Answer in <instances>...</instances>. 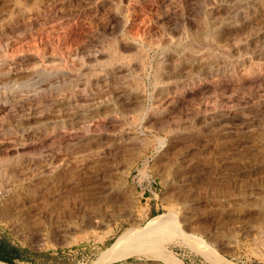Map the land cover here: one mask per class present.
<instances>
[{"label":"rangeland","instance_id":"obj_1","mask_svg":"<svg viewBox=\"0 0 264 264\" xmlns=\"http://www.w3.org/2000/svg\"><path fill=\"white\" fill-rule=\"evenodd\" d=\"M0 27L25 30L0 39L14 78L81 71L104 108L89 125L51 116L68 81L20 115L0 106V240L32 257L13 264H264V0H0ZM183 49L220 70L197 78ZM91 50L135 99L111 106L116 91L89 80L100 64L75 58ZM49 149L59 172L41 178ZM67 149L101 158L60 170Z\"/></svg>","mask_w":264,"mask_h":264},{"label":"bare ground","instance_id":"obj_2","mask_svg":"<svg viewBox=\"0 0 264 264\" xmlns=\"http://www.w3.org/2000/svg\"><path fill=\"white\" fill-rule=\"evenodd\" d=\"M253 9H256V8L255 7L254 8L252 7L250 10L248 9V11L246 12L247 16H252L255 13V11ZM239 13H240V11H239ZM16 32H17L18 35H20V34L25 33V30H18ZM16 32H13L12 34H9V32L7 33L4 28L0 27V39L7 40V45H8L9 43H11V41L13 39H15V35L14 34H16ZM181 41L178 40L177 42H175V44L177 43L176 44V47H181V45H182V42ZM263 44H264V41H262L261 44H258L259 45V48L256 49V50H258L259 52H261L262 50H264V48H262L264 46H261ZM255 47L257 48V46H255ZM189 49L188 50H185V51L183 49L182 57H179V62H181V63L187 62L191 66H193L194 68H197L198 67V75H196V77L198 76L202 80V79L207 78L208 76H210L212 74H217L218 73V70H220V69L218 67H216L215 64H212L211 62H209L207 60H203V59L201 60V58H198V56L196 54L198 51L196 53L195 52L193 53V50L191 49L192 50V55L191 56H187L186 55V52L189 51ZM91 51L88 52L87 55L82 56V57L76 55L75 58L79 61V64L81 65L82 68H84L85 66H87L88 63L91 64L92 61H93V63H97L98 65L100 64L98 62V61H100L99 60V57H100L99 54L97 52L96 53H93L94 51H92V52ZM162 59H164L162 61L163 68L166 70V67L167 66H171V63L172 62L169 61L167 58H165V56H163ZM114 61H116V60H114ZM108 62H110V61H108ZM112 62H113V60H111V64L110 63L100 64L101 72H95V71L93 73L90 72L91 73V76L90 77L88 76V77H89V80L96 81V83H102L105 87L109 88V91H112V92H115L116 91V95L113 98L114 99V103H113V105H111V106L115 107V109H116L119 105H124L125 103H128L132 99H135V98H132L134 95H131V93H126L124 91L125 90L124 88H123L124 90H122L119 87L120 84L119 85H115L116 83L114 82V80L116 79L117 73L114 72L115 71L114 68H111L109 66L115 65L117 63V61L114 64ZM5 65H6L5 63L0 62V83H1L0 84V106L2 108L5 107V109L8 110L9 113L18 115L19 112H20V110H22L20 108H23L26 105L27 102H30L31 103V101H32V103H33V100L35 101V98H40L41 95L43 97L47 96V99H48V97H50V96H53V95H56V94H60V92H62L61 88L64 86L63 85V81H68L69 83L70 82H74L73 84L76 83L74 85L76 89L74 91L73 98H71L72 100H69V101H65L64 100L62 102V105L63 106L61 107V109L59 111L57 110L59 113L58 112L57 113L55 112L56 113V115H55V113L53 112L51 116H56V118H61V119L63 117L65 120H69V121H71L73 123H77V124H80L81 123V125H82V123L85 124V125H89L88 123H90L89 121H90L91 118H93L95 116L104 115V112H103L104 111V108L101 107V106H99L97 103H95V101L93 99V96H92V93H90L89 88L85 85L86 83L84 84L85 86L82 87L83 86L82 85L83 83L81 81H82V78H83L82 76L83 75H81V71L78 73V75L75 74L74 76L71 75V74H68V73L61 74V73H58V72H49V73H46L45 74L44 71H43V73H44L43 76L44 77L41 76L42 75L41 74L42 73L41 72L42 71L41 69L40 70H37L36 72L33 71V72H35L38 75V77H40L39 78L40 81H38V83L36 82V84H34V87L33 88H32V85H30L31 86V89L30 88L29 89H26V87L28 88L30 86L29 85H25V81L23 82L22 79L20 80V79L14 78V76L16 74L22 72V69L20 70V72L19 71L16 72L15 70L17 68H14L13 67V68H9V71H6V70H4ZM6 66H9V65H6ZM12 66H14V65H12ZM19 68L17 70H19ZM176 68H177V66H173L172 65V69H169V70L167 69V70L170 71V75H171V72H173ZM89 71H90V69H89ZM108 71H109L110 74L108 73ZM168 71H165V72L168 73ZM45 72H47V71H45ZM195 72L196 71H194V73ZM160 74L163 76V73L162 72ZM212 76H215V75H212ZM114 77H115V79H114ZM3 79H6L8 81H6V83H4L3 82L4 81ZM120 79H121V77H120ZM117 80H119V79H117ZM113 90H115V91H113ZM6 93H9V94L6 95ZM29 93H31V94H29ZM32 95H34V96L32 97ZM160 97H162V95ZM46 103L47 104H45V107H46V105L48 107H47V110H45L46 108H44V110L45 111H48L49 113L51 112V110L53 111L54 108L55 109H58L59 108V107L58 108L55 107L54 100H51V101L49 100V103L48 102H46ZM37 105H39V104H37ZM30 106H31V104H30ZM35 107H36V105H35ZM36 109H37V107H36ZM39 109H40V107H39ZM44 110H42V111H44ZM42 111H41V113H42ZM106 118L109 119V115L108 114L106 115ZM85 125H83V126H85ZM23 132H21V133H23ZM73 148H75V147H73ZM81 148L79 146V149H81ZM68 149H67L68 154H67V151H66V157H67L66 160H68V161L65 162V163H61V165L59 167L60 170L65 169L66 166L70 167L71 166L70 163H72V162H75L76 163V167H77V164H79V166H83L84 168H87L88 167V163L91 160L98 159L99 157L101 158V156H99V154H97V153L94 154L93 152L86 151V150H88L87 148H86V150L83 149V150L78 151L77 153H71L73 149L72 150H68ZM77 150L75 149L74 151H77ZM56 153H57V151L55 152V149H49V150H47V152L45 153V155L43 154V156H44V161L43 162L46 163V164H45L44 169H43V171L41 173L42 174L41 175L42 177L40 176L41 178L47 177V176H51L50 173H53V172H55L58 169V166H57L58 164L56 162V159L57 158L56 159L54 158V156H55ZM90 164H92V163H90ZM110 192L112 193V191H110ZM108 197H110V196H108ZM129 231L128 230L125 231L124 233H122L116 239V241L112 244V246L107 251L104 261H107V260H109L111 258H116L118 255H120L122 253L123 250L126 249V247L129 246L127 244L128 242L126 243V240H127V238L129 239L128 236L130 235V232H131V231L130 232ZM136 239H137V236H136ZM0 264H4V263H1L0 262Z\"/></svg>","mask_w":264,"mask_h":264},{"label":"trees","instance_id":"obj_3","mask_svg":"<svg viewBox=\"0 0 264 264\" xmlns=\"http://www.w3.org/2000/svg\"><path fill=\"white\" fill-rule=\"evenodd\" d=\"M24 252L0 240V261L8 264H13L15 260L31 261L32 257L26 255Z\"/></svg>","mask_w":264,"mask_h":264}]
</instances>
